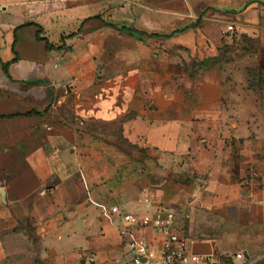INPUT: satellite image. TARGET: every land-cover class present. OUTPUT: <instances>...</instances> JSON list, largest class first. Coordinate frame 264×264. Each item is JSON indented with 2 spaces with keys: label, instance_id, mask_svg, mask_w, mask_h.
I'll list each match as a JSON object with an SVG mask.
<instances>
[{
  "label": "crops",
  "instance_id": "crops-1",
  "mask_svg": "<svg viewBox=\"0 0 264 264\" xmlns=\"http://www.w3.org/2000/svg\"><path fill=\"white\" fill-rule=\"evenodd\" d=\"M0 7V264H133L130 239L167 232L212 264H264V109L245 104L250 67L264 102V0ZM157 211L168 231L122 218Z\"/></svg>",
  "mask_w": 264,
  "mask_h": 264
},
{
  "label": "built area",
  "instance_id": "built-area-1",
  "mask_svg": "<svg viewBox=\"0 0 264 264\" xmlns=\"http://www.w3.org/2000/svg\"><path fill=\"white\" fill-rule=\"evenodd\" d=\"M1 9V7H0ZM234 30L232 24H227L224 31L231 33ZM71 85L69 84V88ZM67 92V91H66ZM110 213H119L117 206L108 208ZM123 220L129 225H138L141 227H150L158 231H168L172 221V214L157 211L153 215L133 213H123ZM188 237L177 232H167V235L158 250H154L144 239L132 238L127 242V247L133 254V264H186L191 261L195 264H212L207 258H202L195 254L187 252ZM242 253H237L240 258ZM87 262L97 264L93 256L87 257Z\"/></svg>",
  "mask_w": 264,
  "mask_h": 264
},
{
  "label": "rangeland",
  "instance_id": "rangeland-1",
  "mask_svg": "<svg viewBox=\"0 0 264 264\" xmlns=\"http://www.w3.org/2000/svg\"><path fill=\"white\" fill-rule=\"evenodd\" d=\"M128 4L129 3H127V5ZM119 5H121V3H119ZM114 38H115V35H114L113 31H111V33L107 36V39H108L107 40V44H109L110 47H112V45L114 44V42H113ZM118 42H120V44L122 43V45H128L129 44V42L127 40H124V38L121 41H118ZM234 42L237 43L236 48L240 49V51H236L235 52L236 55L243 54L242 48H246L247 50L253 49V43L251 41H249L246 37L236 38L234 40ZM111 53H113V52H111ZM216 59H217V57L216 58H206L204 61L201 62V67L203 68V70H206L207 71L206 72L207 75L212 74V73H215V69L213 71H210V70L213 69L212 66H213V64L216 63ZM220 59H221L220 60V63H221L222 72H221V69H220V71L217 72V74H218L219 77H222L223 78L225 76L227 78V76L225 74L226 73V68H225L226 62H225V56H224V54H223V56H221ZM238 70H240V68ZM186 71H187V74L189 76H193V74H194V67H187L186 68ZM228 79H230V78L228 77ZM247 81H248L247 87H249V89L251 90V92L248 93V95H250V98L249 99L247 98L245 100V104H247L249 106V108L251 107L250 108V110H251L252 107L253 108H257L258 103L261 102L260 105L264 109V102L263 101H260L258 99V97H257V92L260 89L259 88L260 86L258 87L257 73H256V69L255 68L250 67ZM188 85H190L191 87L193 86L192 83L191 84L187 83V86ZM234 85H238V84L236 83ZM256 112L257 111L255 110L254 113H256ZM256 115L257 114H255L254 116H256Z\"/></svg>",
  "mask_w": 264,
  "mask_h": 264
},
{
  "label": "trees",
  "instance_id": "trees-1",
  "mask_svg": "<svg viewBox=\"0 0 264 264\" xmlns=\"http://www.w3.org/2000/svg\"><path fill=\"white\" fill-rule=\"evenodd\" d=\"M31 24H32V25H36V26L38 27V30H37V38H38L39 40L44 41L45 44H46V47H47L48 49H53V48H54V49H60V48L62 47V45L54 46L53 44H50L46 38H44V37H40L39 34H40L42 28H41L39 25H37V24H34V23H31ZM127 30H128L129 32L132 31L130 28H128ZM151 35H154V34H151Z\"/></svg>",
  "mask_w": 264,
  "mask_h": 264
}]
</instances>
